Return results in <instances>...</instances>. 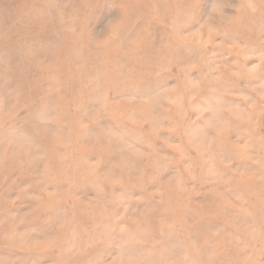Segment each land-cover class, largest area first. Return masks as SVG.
Returning a JSON list of instances; mask_svg holds the SVG:
<instances>
[{
  "label": "rangeland",
  "instance_id": "374dc122",
  "mask_svg": "<svg viewBox=\"0 0 264 264\" xmlns=\"http://www.w3.org/2000/svg\"><path fill=\"white\" fill-rule=\"evenodd\" d=\"M0 264H264V0H0Z\"/></svg>",
  "mask_w": 264,
  "mask_h": 264
}]
</instances>
